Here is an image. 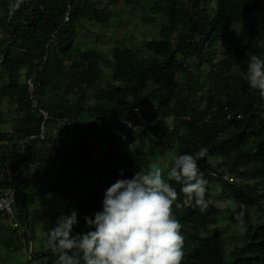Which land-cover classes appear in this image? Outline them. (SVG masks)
<instances>
[{
	"label": "trees",
	"instance_id": "1",
	"mask_svg": "<svg viewBox=\"0 0 264 264\" xmlns=\"http://www.w3.org/2000/svg\"><path fill=\"white\" fill-rule=\"evenodd\" d=\"M98 1L22 0L11 15L15 0H0V187L17 181L15 220L24 232L1 244L27 253L24 264H55L47 241L62 213L49 195L68 202L64 214L78 210L75 231H86L83 217L101 210L117 179L149 171L168 148L177 157L203 147L206 211L170 182L182 205L173 206L182 264H264V97L246 79L250 57L264 58V0H110L103 8ZM120 4L139 10L144 25L167 16L159 39L115 38L108 56L76 43L84 23L107 25L109 7ZM90 90L103 102L88 104ZM64 119L54 136V122ZM217 190L228 206L215 204ZM223 217L243 233L227 237ZM7 221L0 218V235L12 229ZM37 240L46 250L35 249Z\"/></svg>",
	"mask_w": 264,
	"mask_h": 264
},
{
	"label": "clouds",
	"instance_id": "2",
	"mask_svg": "<svg viewBox=\"0 0 264 264\" xmlns=\"http://www.w3.org/2000/svg\"><path fill=\"white\" fill-rule=\"evenodd\" d=\"M21 3L22 0H15L10 12ZM67 13L71 15V10ZM246 79L249 87L264 97V58L250 57ZM226 119L233 118L229 114ZM206 155L207 149L202 147L193 154L178 155L166 174L153 165L147 172L137 171L131 178L117 179L105 190L101 210L83 217L86 231H75L79 224L78 210L69 209L68 214H61L47 241L58 257L55 264H182L184 237L173 210L174 205L176 208L182 205L177 189L170 182L181 185L180 191L193 202V207L205 212L209 182L198 161ZM120 176H124L123 169ZM224 179L239 182L228 175ZM14 183L18 186L16 180L7 186ZM11 222L8 225L12 227L13 238H16L14 231L24 233L15 218ZM14 222L17 229L13 228ZM239 222L243 224V219Z\"/></svg>",
	"mask_w": 264,
	"mask_h": 264
},
{
	"label": "rangeland",
	"instance_id": "3",
	"mask_svg": "<svg viewBox=\"0 0 264 264\" xmlns=\"http://www.w3.org/2000/svg\"><path fill=\"white\" fill-rule=\"evenodd\" d=\"M90 1H97V0H90ZM110 0H99V8H103L105 4H108ZM188 1V0H185ZM215 6V5H214ZM109 10L115 11L114 16L112 20L107 25H98V24H90V23H84L85 28L79 29V36L76 40V43L80 45V47H85L86 50H94L98 49L103 53H106L108 56V49H112V45L114 43L115 38H122V37H135V41L138 44H141L142 42H147L151 40H158L159 34L161 31V28L163 25L168 24L169 18L165 15H161L159 18V23L155 25H144L143 23H140L139 20H137L138 16H140L139 10H131L128 8H124L123 4H120L119 6H110ZM103 66V64H101ZM113 70H105V77L107 80H110L113 75ZM206 73L208 71H205L202 73L204 75L201 83L205 86V89L207 90L208 87L211 85L210 80L207 79ZM205 90V91H206ZM87 102L88 104H95L99 102H103V100L98 97V93L94 92V90H90L86 94ZM144 113V112H142ZM84 121V120H83ZM86 122V120L84 121ZM82 124H79V128H81ZM124 139V138H123ZM156 141H152L149 144H154ZM138 146V143L136 145ZM166 150V149H165ZM99 153L94 154L95 157H100ZM176 158L175 151H171L170 148H168V151H160L158 154V160L154 163V165L159 166L166 174L168 170H170L172 163L174 162V159ZM214 192V201L215 204L219 208H223L225 206L229 205V202L227 200H217L221 193ZM48 204L52 209H55L57 211H60L62 214L66 212V206L68 202L66 200L60 201L59 199H55L53 195H49L47 197ZM58 200V201H56ZM55 201V202H54ZM21 203L18 201L14 205V213L20 209ZM220 220L219 226H222L223 232L227 237L235 235H241L243 233V229L241 227H235L231 224L230 220L226 217H223ZM11 220H8L6 224H11ZM7 233L6 237L8 239H13L14 235L12 231L4 232V234ZM3 234V233H2ZM0 235V239L6 241V237L4 235ZM42 235V232H41ZM230 246L232 245L230 240ZM34 247L36 250H46L47 247H43L40 242L35 241ZM230 249V247H229ZM28 257V254L25 252L14 254H9L8 250L4 247L3 244L0 242V264H24L26 261V258ZM17 258V260H16Z\"/></svg>",
	"mask_w": 264,
	"mask_h": 264
},
{
	"label": "built area",
	"instance_id": "4",
	"mask_svg": "<svg viewBox=\"0 0 264 264\" xmlns=\"http://www.w3.org/2000/svg\"><path fill=\"white\" fill-rule=\"evenodd\" d=\"M11 15H12V12H11ZM69 19H70V13H66L65 20L69 21ZM28 84L30 87V91L33 92L34 91L33 78L28 81ZM49 118L50 117L47 114H45V118H44L45 121L42 125L41 134H40L41 139H44V140L46 139V136H48L47 135L48 130L46 129V121ZM69 122L70 121L67 119H64L62 122H59V123L54 122L55 128L53 129V133L56 134L58 132V128L60 126L59 124L66 125V124H69ZM35 137L36 136H32L29 138V140H32ZM29 140H26V141H29ZM16 185L17 184L14 183L7 187L0 188V218L3 220H8V219L14 220L15 218L14 205L16 203V196H17V190H18ZM13 228L17 229L18 224L14 222Z\"/></svg>",
	"mask_w": 264,
	"mask_h": 264
},
{
	"label": "crops",
	"instance_id": "5",
	"mask_svg": "<svg viewBox=\"0 0 264 264\" xmlns=\"http://www.w3.org/2000/svg\"><path fill=\"white\" fill-rule=\"evenodd\" d=\"M2 235H3V234H2ZM6 235H7V233L4 234V236H6Z\"/></svg>",
	"mask_w": 264,
	"mask_h": 264
}]
</instances>
